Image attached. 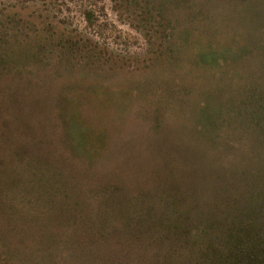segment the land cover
<instances>
[{
    "label": "rangeland",
    "instance_id": "1",
    "mask_svg": "<svg viewBox=\"0 0 264 264\" xmlns=\"http://www.w3.org/2000/svg\"><path fill=\"white\" fill-rule=\"evenodd\" d=\"M0 264H264V0H0Z\"/></svg>",
    "mask_w": 264,
    "mask_h": 264
},
{
    "label": "trees",
    "instance_id": "2",
    "mask_svg": "<svg viewBox=\"0 0 264 264\" xmlns=\"http://www.w3.org/2000/svg\"><path fill=\"white\" fill-rule=\"evenodd\" d=\"M101 10L102 9L96 11L92 7H88L80 11V14L85 20L87 27L93 30L92 31L93 34H96L97 32L95 30L100 28V25H102V23H100V17H99V14H101L100 12H102ZM52 30H54V32H58V38L56 39V43L54 44V46L52 47L47 46L50 48V49L48 48V50H52L54 48L55 50H58L59 55L63 57L72 56L73 58V56H78V58L87 59L90 57L98 58L100 56V53L97 50V46L95 44H91L89 40H84L82 34L79 31H77V29H68L64 27L60 32L58 31L59 29L57 28L56 29L52 28ZM50 36H52V34ZM38 48H39L38 52L35 53L36 55H34V57L39 56L36 61L37 63L41 61L40 54L44 47H38ZM213 57L214 56L208 54L206 55L201 54L198 58V62L201 64V66H206L208 68L214 61ZM63 63H67V65H70L68 59L63 61ZM57 66L65 68L64 64L60 62L57 63ZM233 104H235V101L232 99L229 101V106L231 107ZM218 110L219 107H216V110H214V107L210 105L209 106L204 105L203 110L199 109L198 116L201 122L200 126L204 124L203 120H207L210 116L212 118L213 115L215 114V111H216V115L217 114L219 115L220 112L218 113ZM233 115L236 116L235 114Z\"/></svg>",
    "mask_w": 264,
    "mask_h": 264
}]
</instances>
